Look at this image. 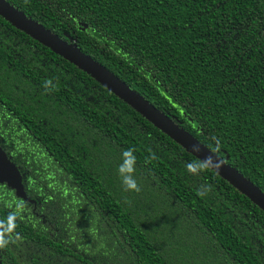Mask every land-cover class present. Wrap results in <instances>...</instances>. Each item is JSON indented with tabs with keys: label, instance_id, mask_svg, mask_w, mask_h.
Here are the masks:
<instances>
[{
	"label": "trees",
	"instance_id": "obj_1",
	"mask_svg": "<svg viewBox=\"0 0 264 264\" xmlns=\"http://www.w3.org/2000/svg\"><path fill=\"white\" fill-rule=\"evenodd\" d=\"M8 1L264 191V0ZM0 145L35 200L0 183V264H264V210L2 16ZM133 148L139 193L118 171Z\"/></svg>",
	"mask_w": 264,
	"mask_h": 264
},
{
	"label": "water",
	"instance_id": "obj_2",
	"mask_svg": "<svg viewBox=\"0 0 264 264\" xmlns=\"http://www.w3.org/2000/svg\"><path fill=\"white\" fill-rule=\"evenodd\" d=\"M0 16L12 23L18 29L24 31L35 40L49 47L55 53L75 64L78 68L87 72L100 84L105 86L119 98L128 103L147 120L184 147L195 157L201 158L210 154L207 145L201 142L191 132L182 127L167 113L161 111L141 93L130 87L119 76L109 70L105 65L83 52L77 43L70 42L53 33L37 20L28 17L22 10L13 6L8 0H0ZM200 143L202 151L194 153L191 145ZM220 170L219 174L235 188L250 198L255 205L264 210V191L253 181L243 175L236 167L228 163ZM0 183H5L15 190V194L26 201L35 203L28 196L23 183L22 173L17 164L9 157L6 150L0 145Z\"/></svg>",
	"mask_w": 264,
	"mask_h": 264
},
{
	"label": "clouds",
	"instance_id": "obj_3",
	"mask_svg": "<svg viewBox=\"0 0 264 264\" xmlns=\"http://www.w3.org/2000/svg\"><path fill=\"white\" fill-rule=\"evenodd\" d=\"M27 3V0H25ZM46 89H51L54 87L53 81L48 79L44 82ZM215 142V146H208L210 149V154L198 159L191 160L186 163L185 167L187 171L192 175H200L203 172L215 171L219 173L220 170L224 167L227 162L219 155L221 151V142L220 140L213 136L211 138ZM191 151L194 153H200L202 151L200 143H195L191 145ZM123 162L119 165V174L121 176L122 184L124 185L125 191H134L139 193L142 189L138 184V181L135 179L134 173L136 171L137 157L135 155V149H128L123 152ZM158 159L155 152H151L150 155L145 158V162H151L152 160ZM211 191V186L201 185L197 189V194L201 197L206 196ZM7 241L3 238H0V248L6 245Z\"/></svg>",
	"mask_w": 264,
	"mask_h": 264
}]
</instances>
